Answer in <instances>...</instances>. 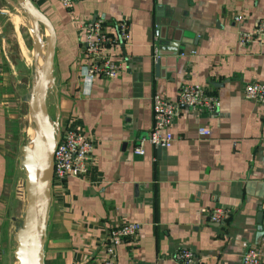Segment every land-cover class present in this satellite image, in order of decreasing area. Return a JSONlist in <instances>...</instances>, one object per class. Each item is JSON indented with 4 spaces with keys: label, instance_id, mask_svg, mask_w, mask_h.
Here are the masks:
<instances>
[{
    "label": "crops",
    "instance_id": "1",
    "mask_svg": "<svg viewBox=\"0 0 264 264\" xmlns=\"http://www.w3.org/2000/svg\"><path fill=\"white\" fill-rule=\"evenodd\" d=\"M32 1L56 33L60 122L71 110L94 139L85 176L52 184L45 264H96L104 233L122 222L140 228L136 242L117 246L116 264H179L172 255L180 249L204 264H241L243 252L258 244L264 264V105L242 94L247 81H264V39L236 38L264 19V0H73L70 10L58 0ZM8 4L0 0V73ZM96 16L126 18L129 35L117 74L93 78L89 92L81 94L75 71L79 25ZM159 39L176 52L154 56ZM23 51L28 60L29 50ZM189 81L217 95L219 106H179L169 127L171 143L144 140V151L135 153L133 146L153 122L150 95L158 91L172 100ZM13 114L0 99V264L16 262L13 223L24 210L10 183L17 171L11 177L8 171ZM199 126L209 134L200 135ZM203 207L229 209L227 222L209 223Z\"/></svg>",
    "mask_w": 264,
    "mask_h": 264
},
{
    "label": "built area",
    "instance_id": "2",
    "mask_svg": "<svg viewBox=\"0 0 264 264\" xmlns=\"http://www.w3.org/2000/svg\"><path fill=\"white\" fill-rule=\"evenodd\" d=\"M62 7L70 10L73 0H58ZM83 37L80 53L75 61L77 73V89L79 93H88L93 78H112L121 68V47L127 41L129 26L123 17L109 20L96 16L81 22L79 25ZM237 41L246 43L264 39V19H260L251 31L237 34ZM154 43L153 55L157 56V43ZM152 55V56H153ZM87 89V91H86ZM242 94L259 105H264V81L251 80L243 85ZM152 125L146 136L138 139L132 150L142 153L143 141L153 145L167 146L173 140L169 127L179 106L193 111H208L219 106V97L196 82H182L177 89L176 98L169 99L161 92L154 91L151 95ZM71 110L64 113L65 120L60 122V138L54 149L53 183H63L67 176L84 177L91 164L94 139L80 128ZM200 135H208L206 128L199 126ZM22 177L16 181V195L23 198ZM209 223L217 225L227 222L229 209L210 207L201 208ZM140 224L122 222L113 225L104 233L99 245V258L96 264H116V248L124 242H136ZM264 238L262 237L260 241ZM260 245H251L241 255V264H262L263 255ZM179 264H204L191 250L180 249L172 255Z\"/></svg>",
    "mask_w": 264,
    "mask_h": 264
},
{
    "label": "water",
    "instance_id": "3",
    "mask_svg": "<svg viewBox=\"0 0 264 264\" xmlns=\"http://www.w3.org/2000/svg\"><path fill=\"white\" fill-rule=\"evenodd\" d=\"M14 1L29 19L27 28L32 49L27 84H17L22 90L20 98L26 102L28 126L21 134L23 139L17 152V167L23 178L24 210L13 223L16 243L13 256L15 264H45L44 242L53 201V151L60 138L58 84L54 76L56 33L47 15L32 0ZM156 43L157 56L176 52V46H168L161 39ZM155 61L158 68V58ZM12 190L17 191L16 182ZM261 215L259 211L258 223Z\"/></svg>",
    "mask_w": 264,
    "mask_h": 264
},
{
    "label": "rangeland",
    "instance_id": "4",
    "mask_svg": "<svg viewBox=\"0 0 264 264\" xmlns=\"http://www.w3.org/2000/svg\"><path fill=\"white\" fill-rule=\"evenodd\" d=\"M9 2H11V4H8L7 9L11 12V15L2 25V29L6 34L4 42V47H6V59L4 62V68L0 73V96H3L0 97V99L2 100L3 110L6 113H14V117H12L13 128L9 130V133L7 134L9 140L7 142L6 151L9 157H11L10 159H12V163L15 161L13 164L15 166L14 169L17 171L16 175H19L21 178L22 171L17 167V152L23 139L22 135L28 126V117L26 116V102L20 98L22 90L17 84L18 82H21V85L27 84V75L31 69L30 50L32 47L30 31L29 28H27L29 19L23 14L14 0H9ZM14 17L18 19L17 23H13ZM23 47H25L27 51L29 50L28 53L30 57L28 60L23 51ZM12 95L15 97L13 96L10 100L9 97ZM13 149L16 153L14 155L11 152ZM8 171L9 177H11L13 173H11L10 170ZM17 179L18 176H12L10 183L13 182L14 184Z\"/></svg>",
    "mask_w": 264,
    "mask_h": 264
},
{
    "label": "trees",
    "instance_id": "5",
    "mask_svg": "<svg viewBox=\"0 0 264 264\" xmlns=\"http://www.w3.org/2000/svg\"><path fill=\"white\" fill-rule=\"evenodd\" d=\"M11 152L13 153V155L16 154L15 151H14V149H13ZM10 158H11V157H9L8 165H9V170H10V172L13 173V172H14V168H15V166H14L13 163H14L15 161H13V163H12V159H10ZM13 159H14V158H13ZM12 175H13V174H12Z\"/></svg>",
    "mask_w": 264,
    "mask_h": 264
},
{
    "label": "clouds",
    "instance_id": "6",
    "mask_svg": "<svg viewBox=\"0 0 264 264\" xmlns=\"http://www.w3.org/2000/svg\"><path fill=\"white\" fill-rule=\"evenodd\" d=\"M86 91H87V89H86Z\"/></svg>",
    "mask_w": 264,
    "mask_h": 264
}]
</instances>
